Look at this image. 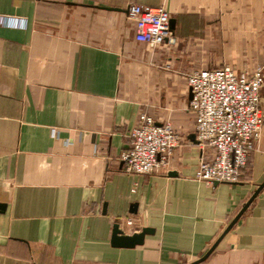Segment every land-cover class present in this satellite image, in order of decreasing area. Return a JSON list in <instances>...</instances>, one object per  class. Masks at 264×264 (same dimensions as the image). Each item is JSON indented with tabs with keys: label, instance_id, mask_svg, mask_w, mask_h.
Here are the masks:
<instances>
[{
	"label": "crops",
	"instance_id": "1",
	"mask_svg": "<svg viewBox=\"0 0 264 264\" xmlns=\"http://www.w3.org/2000/svg\"><path fill=\"white\" fill-rule=\"evenodd\" d=\"M130 2L169 12L162 44L136 38ZM3 17L15 25L0 19V264L201 257L264 181V122L241 181L197 179L210 150L188 138L186 75L263 66L264 112V0H0ZM142 113L180 136L166 171L123 170ZM115 221L153 233L113 247ZM200 264H264V186Z\"/></svg>",
	"mask_w": 264,
	"mask_h": 264
},
{
	"label": "built area",
	"instance_id": "2",
	"mask_svg": "<svg viewBox=\"0 0 264 264\" xmlns=\"http://www.w3.org/2000/svg\"><path fill=\"white\" fill-rule=\"evenodd\" d=\"M127 12L135 23L139 41L155 47L168 38L171 16L165 8L130 2ZM0 19L2 24L15 25L10 18ZM262 79L263 66L236 71L223 65L186 75L188 106L195 114V138L201 148L210 150L199 160L197 179L208 183H236L243 179L248 157L263 129L259 95ZM138 119L129 131V146L120 153L123 170L140 175L166 171L180 142L179 134L168 122L157 123L144 113Z\"/></svg>",
	"mask_w": 264,
	"mask_h": 264
},
{
	"label": "water",
	"instance_id": "3",
	"mask_svg": "<svg viewBox=\"0 0 264 264\" xmlns=\"http://www.w3.org/2000/svg\"><path fill=\"white\" fill-rule=\"evenodd\" d=\"M174 27V20H169V29L173 30ZM191 96V95H190ZM188 138L194 142L198 143V141L195 138V134L192 133L188 136ZM168 176H176L175 171H169L167 173ZM214 184H217V181L213 182ZM264 186V181L257 185L256 190L253 192V194L249 197V199L243 204L240 211L237 213V215L233 218V220L229 223V225L226 227V229L223 231L221 236L212 244V246L198 259L186 263V264H200L203 261L206 260V258L211 254V252L215 249L219 241L221 240L222 236L233 226V224L237 221V219L242 215V213L245 211V209L248 207V205L251 203V201L255 198V196L259 193V191ZM5 211V204L0 203V213ZM153 233V229L150 227H142L140 231L133 232L131 234H126L124 231L120 228L119 222L115 221L112 227V233L110 238V244L113 247H125V248H132L135 245H139L143 243L144 236L146 234Z\"/></svg>",
	"mask_w": 264,
	"mask_h": 264
}]
</instances>
